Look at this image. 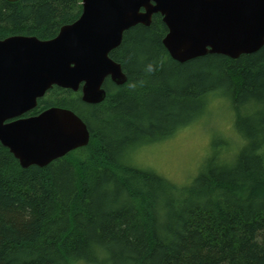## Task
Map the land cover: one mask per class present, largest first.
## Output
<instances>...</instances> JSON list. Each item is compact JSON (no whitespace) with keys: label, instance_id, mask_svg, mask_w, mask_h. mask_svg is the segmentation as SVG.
Masks as SVG:
<instances>
[{"label":"trees","instance_id":"obj_1","mask_svg":"<svg viewBox=\"0 0 264 264\" xmlns=\"http://www.w3.org/2000/svg\"><path fill=\"white\" fill-rule=\"evenodd\" d=\"M81 2L0 0V39L53 38ZM166 33L159 13L124 31L110 57L126 81L106 78L101 102L53 86L24 114L74 111L86 146L24 168L0 142V264H264V44L236 59L178 62ZM214 93L229 100L244 139L230 160L217 144L182 186L127 163L132 149L196 119Z\"/></svg>","mask_w":264,"mask_h":264},{"label":"water","instance_id":"obj_2","mask_svg":"<svg viewBox=\"0 0 264 264\" xmlns=\"http://www.w3.org/2000/svg\"><path fill=\"white\" fill-rule=\"evenodd\" d=\"M16 1V0H8ZM79 17L56 36L11 35L0 39V142L22 167H43L89 143L90 131L74 111L58 106L24 116L53 86L80 91L101 102L105 79L126 81L110 57L124 31L149 26L159 13L162 39L178 62L220 54L232 59L264 44V0H82Z\"/></svg>","mask_w":264,"mask_h":264},{"label":"rangeland","instance_id":"obj_3","mask_svg":"<svg viewBox=\"0 0 264 264\" xmlns=\"http://www.w3.org/2000/svg\"><path fill=\"white\" fill-rule=\"evenodd\" d=\"M229 103L227 97L214 93L196 119L167 137L132 149L127 163L182 186L199 173L210 155L219 149L217 144H222L217 152L219 157L230 160L244 139L236 131V114ZM256 108L260 109L255 106L250 113Z\"/></svg>","mask_w":264,"mask_h":264},{"label":"bare ground","instance_id":"obj_4","mask_svg":"<svg viewBox=\"0 0 264 264\" xmlns=\"http://www.w3.org/2000/svg\"><path fill=\"white\" fill-rule=\"evenodd\" d=\"M260 48H261V47H260ZM260 48H259V49H260Z\"/></svg>","mask_w":264,"mask_h":264}]
</instances>
